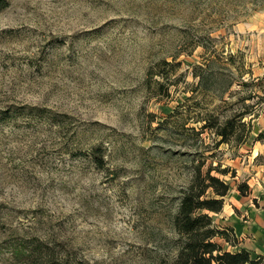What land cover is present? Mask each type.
I'll list each match as a JSON object with an SVG mask.
<instances>
[{
	"label": "rangeland",
	"instance_id": "obj_1",
	"mask_svg": "<svg viewBox=\"0 0 264 264\" xmlns=\"http://www.w3.org/2000/svg\"><path fill=\"white\" fill-rule=\"evenodd\" d=\"M263 12L264 0H0V264H182L175 218L198 168L230 182L227 200L264 164L257 117L242 145L202 129L264 110L236 31Z\"/></svg>",
	"mask_w": 264,
	"mask_h": 264
},
{
	"label": "trees",
	"instance_id": "obj_2",
	"mask_svg": "<svg viewBox=\"0 0 264 264\" xmlns=\"http://www.w3.org/2000/svg\"><path fill=\"white\" fill-rule=\"evenodd\" d=\"M234 56L231 54L227 57L229 63H232ZM234 63V62H233ZM210 64V60H208ZM239 69V67H236ZM251 79L253 71H250ZM195 75L197 73L195 72ZM199 75V74H198ZM244 76L240 74L239 84L243 83ZM245 79V78H244ZM253 80V79H252ZM264 79H261L262 81ZM254 81V80H253ZM235 82L229 85L227 91H230ZM248 84V83H247ZM261 98V97H260ZM192 97H190V100ZM248 98L246 99V101ZM251 120L247 121L249 116ZM255 116L252 113L241 112L237 115L229 116L225 121H221L219 117L209 116L203 119L204 124L202 129L209 127L214 128V134L220 140L218 145L223 143L231 144L233 142L242 145L245 143L249 134L253 132L254 127L252 121ZM202 120V119H201ZM200 119L197 122L201 121ZM256 141L264 142V130H262L256 137ZM197 177L201 179V188L196 190V184L193 182L181 199L179 212L175 218V224L180 233L187 235V240L181 250L179 256L180 263L182 264H263L262 257L254 255L250 250L241 249L239 251H230L225 248L221 243L215 241L216 237H223L229 243L237 242V236L234 229L224 228L221 229L214 223V217L211 213H220L225 205V197L231 190L230 182L212 174V168L204 175L201 168H198ZM224 173L229 172V169L221 170ZM204 176V177H203ZM196 181V180H195ZM212 188L215 195L214 197H206L207 190ZM243 194L249 189L247 183L239 186ZM183 261V262H182Z\"/></svg>",
	"mask_w": 264,
	"mask_h": 264
},
{
	"label": "crops",
	"instance_id": "obj_3",
	"mask_svg": "<svg viewBox=\"0 0 264 264\" xmlns=\"http://www.w3.org/2000/svg\"><path fill=\"white\" fill-rule=\"evenodd\" d=\"M238 32L241 44L252 45V51L255 52V58L251 59V68L253 71L252 79L256 82L264 79V12L262 16H257L246 23H242L236 30ZM241 49L242 46H241ZM248 78H245L246 81ZM255 94L264 95L262 91H256ZM259 98V96H257ZM257 133L264 130V110H258ZM254 122V120H253ZM254 132V130H253ZM256 148L259 153H264V142L257 141ZM260 155V154H259ZM261 172L248 179L250 190L247 194H241L239 189L235 190L233 196L225 200V205L220 213H214L222 226L232 227L237 236L236 243L224 244L230 251H239L241 249L250 250L254 255L264 254V164L257 167ZM222 240V239H221Z\"/></svg>",
	"mask_w": 264,
	"mask_h": 264
}]
</instances>
